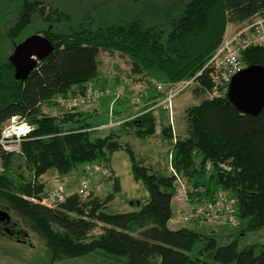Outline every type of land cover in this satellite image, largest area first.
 I'll list each match as a JSON object with an SVG mask.
<instances>
[{"label":"trees","instance_id":"16d2710c","mask_svg":"<svg viewBox=\"0 0 264 264\" xmlns=\"http://www.w3.org/2000/svg\"><path fill=\"white\" fill-rule=\"evenodd\" d=\"M11 1L17 8L5 27L8 52L36 33L50 40L53 51L25 80L15 79L8 54L0 59V130L14 116L33 125L19 152L0 148V200L40 235L50 260L93 256L100 264H264V244L238 249L237 239L264 226V106L252 116L232 105L226 89L209 97L211 82L203 74L199 76L203 86L192 87L199 102L184 110L185 136L173 137L170 125L161 129L164 138H174L169 174L144 164L127 143L119 141L129 131L139 138L155 133L157 116L145 110L163 93L151 82L176 83L194 76L222 43L228 25L241 28L264 17V0H165L153 7L144 4L142 13L115 22L96 19L88 12L75 19L56 0ZM35 19L47 26L25 34ZM100 52L127 58L129 75L147 82L149 88L140 107L145 112L96 135L100 124L91 121L99 114L95 109L87 112L74 107L48 113L43 105L53 103L58 95L83 93L100 83ZM241 60L245 66H264V45L247 47ZM107 84L101 81L103 88ZM122 101L115 104L123 107ZM100 105L107 106L108 100L101 98ZM117 109L114 120L130 116L129 109ZM118 150L126 151L132 178L142 183L148 200L136 210L107 212L108 203L121 191L110 168L111 156ZM15 157L23 159L28 179L13 171ZM85 163L104 164L113 192L100 197L75 190L53 206L41 203L46 195L44 173L54 169L64 177ZM176 175L204 189L190 192L191 201L223 190L235 202L238 224L224 225L233 232L228 234L233 237L229 242L219 244L213 234L170 225ZM96 228L101 232L92 237Z\"/></svg>","mask_w":264,"mask_h":264},{"label":"rangeland","instance_id":"374dc122","mask_svg":"<svg viewBox=\"0 0 264 264\" xmlns=\"http://www.w3.org/2000/svg\"><path fill=\"white\" fill-rule=\"evenodd\" d=\"M164 2L165 0H56L55 3L61 9L69 12L75 19H78L83 13L88 12L96 19H101L102 17L106 22H115L127 20L136 12L142 13L143 10H145L143 6L144 4L153 7L154 3L162 4ZM16 8V4H13L11 0H0V59L6 54L9 56L11 53L8 52V48L5 43V27L9 23L11 16L16 11ZM46 26L47 24L43 23L40 19H35V21L25 31V34H29L33 30L45 28ZM239 26L240 25L238 24L228 25L224 36L234 33ZM49 28L55 29V27L51 25ZM98 59L100 64V83H94L90 86V88H103L101 81L107 80L108 84L104 86L105 88H114L119 86L128 90L131 96L132 94L134 96L135 93L133 92V87L144 83V81H137L133 79V76L129 75V63L127 58H122L117 54L110 55L108 52H100ZM198 86L202 87L203 83L199 81ZM193 89L194 88L192 87L187 88L172 98L171 114L167 110H164L161 106H157L153 110L157 116L156 131L153 135L145 138H139L129 131L128 133H123V137L119 140L120 143H127L134 150L137 158L141 159L144 164L155 169V171L160 170L165 174H169V155H171L172 152L171 146L174 138L171 140L166 137L164 138L161 134V129L164 126L170 125V131L172 132L173 137H177V135L179 137L185 136L186 120L184 110L187 107L195 105L199 102V100L194 97L192 92ZM223 91V89H219L216 91V95H220ZM213 96L214 95L209 97ZM106 99L108 100L107 106L100 105L101 99L84 102L77 106L79 110L89 111L95 109L99 112L98 115L91 118V121L100 124L96 127V135L104 134L107 131L108 126L104 127V125L108 124L109 121H117L114 120L113 111L121 107L116 105L115 102L111 104V100L108 98ZM143 99L144 96L137 102H135L131 97L122 99L123 107H121V109H129V114L137 113L140 111ZM121 109L117 110L121 111ZM43 110L48 113H58L62 111L57 105H55V103L44 104ZM110 113H112V115H110ZM91 166L92 164L89 163L82 164L78 167V169L71 171L70 174L64 177H60L54 169L48 170L41 176V180L45 182L43 194H48L50 191L59 189L63 191V194L77 190L79 181L85 175V169ZM111 166L114 169L115 175L118 177L122 189L120 192L114 194V198L108 203L106 211L124 212L138 209L142 203L148 200V192L143 187L141 182H136L132 178L130 162L126 151H115L111 156ZM2 168L3 167L0 162V171ZM13 171H17V174H22L25 179H28L29 177V170L26 168V165L21 157L13 158ZM107 174V172H103L100 174L96 173L92 176L83 194L89 192L99 195L100 197H105L107 193L113 192V181L108 180ZM176 177L177 179H175L174 185L175 192L171 199V208L173 213L171 218L174 217L177 220L175 223H171L170 225L173 228L187 227L202 233H207V229L200 227L199 224L194 221H181L194 203V201L190 202V200H188L190 195L186 193L184 196V189L188 192V190L192 188V183L186 182L185 179L180 178L178 175H176ZM221 191L227 194L225 191ZM10 213L12 214L13 219L19 220L18 222L20 223V228L23 232H26L28 236L23 238V235H19L21 240H24V242H18L14 238L8 236L6 232L0 233V264H100L93 256L77 259L63 258L53 261L50 260L47 247L40 235L16 217L12 211ZM202 220L209 224H213V226L215 225L216 227H221V229H218L215 232V236L219 244H226L233 238L232 237L230 239V237H228V234H232L233 232L227 229V227L223 225L222 221H217L210 217H203ZM100 232L101 229L96 228L91 233V236L95 237ZM135 233L137 234V231H135L134 234ZM237 239L239 242L238 249H242L245 245L251 243L264 244V226L256 231H246L243 235L237 237Z\"/></svg>","mask_w":264,"mask_h":264},{"label":"built area","instance_id":"2783aa9c","mask_svg":"<svg viewBox=\"0 0 264 264\" xmlns=\"http://www.w3.org/2000/svg\"><path fill=\"white\" fill-rule=\"evenodd\" d=\"M262 45H264V17H259L237 29L234 33L224 36L222 43L194 76L176 83L151 82L157 92L163 93V97L156 104L150 106L145 111L154 110L157 106H161L164 110H167L171 114L172 98L187 88L199 85V76L201 77L203 74H205L211 82V88L207 90V94L209 96H216V91L219 89L227 90L231 77L236 72L244 68V64L241 60V52L247 47ZM144 83L133 87V92L135 93L134 96L133 94L131 96L128 90L119 86L114 88L89 87L83 93L66 96L58 95L53 99V103H55V105L63 111L77 107L84 102H91L95 99L101 98L110 99L111 104L116 102L118 99H127L130 97L137 102L143 96L144 98L148 96L149 84L146 82ZM145 111L130 114V116L126 119L115 122L109 121V123L104 125V127L117 125L124 120L137 117ZM110 115H112V113H110ZM32 128L33 125L29 124L24 119H20L17 116L11 117L0 130V148L10 153L19 152L22 140ZM221 167L229 170V166L227 164H222ZM103 172H107L103 163H96L91 167H87L85 169V175L78 183V192L83 193L92 176L96 173L100 174ZM203 191L204 189L198 187H192L188 190L189 193H202ZM188 192L184 189V196L186 193L189 195ZM63 195V191L60 189L50 191L42 197L41 203L53 206L56 201L63 198ZM184 198L187 199L186 197ZM188 200L191 202L190 197ZM203 217H210L214 220L222 221L223 225H229L232 227H235L238 224L235 202L227 194L220 190L214 193L211 197L203 200H194V203L181 221H195L196 219L201 220ZM176 220V218H172L170 219V222L175 223Z\"/></svg>","mask_w":264,"mask_h":264},{"label":"water","instance_id":"95a60500","mask_svg":"<svg viewBox=\"0 0 264 264\" xmlns=\"http://www.w3.org/2000/svg\"><path fill=\"white\" fill-rule=\"evenodd\" d=\"M53 51L50 40L41 34H30L14 45L8 56L16 80H25L40 60ZM227 99L241 113L256 116L264 106V66L252 64L236 72L230 79ZM3 219L9 215L1 211Z\"/></svg>","mask_w":264,"mask_h":264},{"label":"flooded vegetation","instance_id":"af4514ba","mask_svg":"<svg viewBox=\"0 0 264 264\" xmlns=\"http://www.w3.org/2000/svg\"><path fill=\"white\" fill-rule=\"evenodd\" d=\"M0 210L5 211L9 215V220L3 219V214L0 213V233L6 232L8 236L14 238L18 242H24V240H21L19 235H23V238H26L28 234L26 232H23L20 228L19 220L13 219L11 211L4 205L2 200H0Z\"/></svg>","mask_w":264,"mask_h":264},{"label":"crops","instance_id":"0c3cea01","mask_svg":"<svg viewBox=\"0 0 264 264\" xmlns=\"http://www.w3.org/2000/svg\"><path fill=\"white\" fill-rule=\"evenodd\" d=\"M85 111H87V110H85ZM89 111L93 112L92 110H89ZM89 111H87V112H89ZM110 168L114 172V169L111 166V162H110ZM114 175H115V172H114ZM121 189H122V187H121ZM194 222L198 223L200 227H203V228L207 229V233L206 234H213V235H215V232L218 229H221V227H216L215 225L213 226V224H209L207 222H204L202 219L201 220H196Z\"/></svg>","mask_w":264,"mask_h":264}]
</instances>
